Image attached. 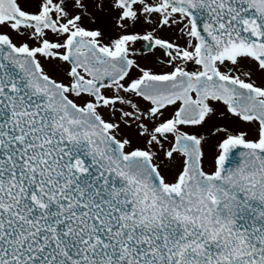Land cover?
<instances>
[{
	"label": "snow or ice",
	"instance_id": "snow-or-ice-1",
	"mask_svg": "<svg viewBox=\"0 0 264 264\" xmlns=\"http://www.w3.org/2000/svg\"><path fill=\"white\" fill-rule=\"evenodd\" d=\"M0 264H264V0H0Z\"/></svg>",
	"mask_w": 264,
	"mask_h": 264
},
{
	"label": "flooded vegetation",
	"instance_id": "flooded-vegetation-1",
	"mask_svg": "<svg viewBox=\"0 0 264 264\" xmlns=\"http://www.w3.org/2000/svg\"><path fill=\"white\" fill-rule=\"evenodd\" d=\"M137 47H139V45H137ZM145 62L148 63L149 65H151V63H152V56L150 54L146 57ZM160 70H162V69H160L159 67H157V71H160Z\"/></svg>",
	"mask_w": 264,
	"mask_h": 264
}]
</instances>
